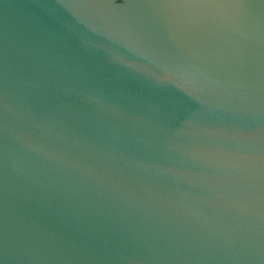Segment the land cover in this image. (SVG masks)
Instances as JSON below:
<instances>
[{
	"label": "water",
	"instance_id": "95a60500",
	"mask_svg": "<svg viewBox=\"0 0 264 264\" xmlns=\"http://www.w3.org/2000/svg\"><path fill=\"white\" fill-rule=\"evenodd\" d=\"M0 264H264V0H0Z\"/></svg>",
	"mask_w": 264,
	"mask_h": 264
}]
</instances>
